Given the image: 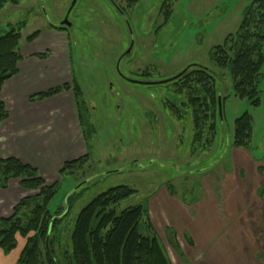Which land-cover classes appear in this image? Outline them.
I'll return each instance as SVG.
<instances>
[{
	"label": "rangeland",
	"instance_id": "obj_1",
	"mask_svg": "<svg viewBox=\"0 0 264 264\" xmlns=\"http://www.w3.org/2000/svg\"><path fill=\"white\" fill-rule=\"evenodd\" d=\"M250 1L135 0L128 6L127 0H76L70 8L72 0H21L2 6L0 34L24 21L21 43L45 26L64 28L70 76L91 107L89 119L96 131L90 145L84 143L89 159L75 176L60 178L57 174L59 187L49 204L51 211L59 204L63 214L59 244L57 240L54 243L59 256L70 251L69 235L80 208L108 188L126 185L134 190L120 201L119 209L136 204L148 207L156 190L184 201L199 198L203 179L207 180L203 171L217 170L228 161L233 120L244 111L252 117L249 149L258 154L257 146L264 142V78L259 85L260 104L250 106L232 92L228 70L209 58L212 47L237 29L241 11ZM117 5L124 9V15ZM160 6L167 7L166 17L159 12ZM65 18L69 25L62 23ZM116 64L127 78L154 83L123 80L115 73ZM189 64L206 66L220 75L216 87L222 95L229 93L223 101L222 122L213 141L206 144L205 135L192 142L189 108L179 104V96L169 85L175 78L158 83L182 73ZM261 74L264 76V66ZM167 100L177 105L180 120ZM152 226L172 259L170 264H191L180 247L182 258L174 251L171 243L178 242L173 229L159 228L157 232ZM17 241L13 251L2 254L0 250V264L17 256L23 239L17 237Z\"/></svg>",
	"mask_w": 264,
	"mask_h": 264
},
{
	"label": "trees",
	"instance_id": "obj_2",
	"mask_svg": "<svg viewBox=\"0 0 264 264\" xmlns=\"http://www.w3.org/2000/svg\"><path fill=\"white\" fill-rule=\"evenodd\" d=\"M20 1L0 0V9L7 2L18 4ZM127 2L129 6L135 0ZM117 8L124 13L123 8L118 5ZM166 8H159L165 17L169 13ZM25 26L24 21L10 25L0 34V89L3 82L18 71L20 33ZM38 33L39 30H36L26 39L32 40ZM263 49L264 0H252L242 9L237 29L227 33L222 43L212 47L209 52L210 60L217 67L228 70L234 95L247 100L253 107L260 104ZM189 65L177 78L169 81V85L173 93L179 96V104L189 108L192 142L200 141L205 135L203 143L206 144L213 141L222 122L217 107L218 95L223 113V101L229 93L222 95L217 89L216 82L220 80V75L200 64ZM63 90L72 91L82 139L89 146L96 129L89 119L90 108L82 97L83 91L73 77L69 83L38 92L30 99H43ZM167 106H170L177 120L182 118L177 105L170 102ZM7 114L4 101L0 100V123ZM251 129L252 117L248 111L235 117L231 145L250 151ZM88 153L63 162L57 171L59 177L75 176L76 170L89 159ZM12 181H16L26 192L14 203L8 216H0L2 253L16 249L17 237L23 239L13 264H170L166 250L150 222L147 205L136 204L119 209L120 201L134 192L128 186L108 188L80 208L69 235L70 251H64L59 256L54 243L57 240L59 244L58 226L63 214L59 212V204L53 211L49 208L59 187V178L47 184L35 167L15 157L0 156V189L7 188ZM70 197L66 198L67 202ZM171 245L178 257L182 258L179 245Z\"/></svg>",
	"mask_w": 264,
	"mask_h": 264
},
{
	"label": "crops",
	"instance_id": "obj_3",
	"mask_svg": "<svg viewBox=\"0 0 264 264\" xmlns=\"http://www.w3.org/2000/svg\"><path fill=\"white\" fill-rule=\"evenodd\" d=\"M68 45L64 30L39 29L34 39L19 43L18 71L0 89L8 111L0 124V156L35 167L47 184L58 179L63 162L87 150L71 90L30 99L71 81ZM257 149L256 155L242 147L227 148L228 161L221 168L203 171L207 180L195 200L165 190L149 197L155 229H173L191 264H264V142ZM25 193L16 181L0 189V216H8ZM16 257L2 264H13Z\"/></svg>",
	"mask_w": 264,
	"mask_h": 264
},
{
	"label": "water",
	"instance_id": "obj_4",
	"mask_svg": "<svg viewBox=\"0 0 264 264\" xmlns=\"http://www.w3.org/2000/svg\"><path fill=\"white\" fill-rule=\"evenodd\" d=\"M75 1H76V0H72L70 8L74 5ZM70 8H69V9H70ZM68 11H69V10H68ZM62 23H65L66 25H69V23L67 22V19H66V18L63 20ZM129 50H130V48H129ZM129 50H128L127 52H129ZM127 52H126V53H127ZM180 73H181V72H180ZM180 73L174 75V76L171 77V78H167V79L161 80V81H159L158 83H165V82H167V81H169V80H171V79H173V78L178 77ZM145 83H154V82H145ZM217 107H218V113H219V116L222 118L221 97H220V95H218V99H217Z\"/></svg>",
	"mask_w": 264,
	"mask_h": 264
},
{
	"label": "flooded vegetation",
	"instance_id": "obj_5",
	"mask_svg": "<svg viewBox=\"0 0 264 264\" xmlns=\"http://www.w3.org/2000/svg\"><path fill=\"white\" fill-rule=\"evenodd\" d=\"M122 15H124V13L122 12ZM125 55H123L121 58H120V60L124 57ZM119 60V61H120ZM119 63V62H118ZM115 73L118 75V76H120L123 80H126V81H129V82H142V83H145L146 81H140V80H138V79H129V78H127L126 77V75H124L123 73H122V71H120V68L118 67L117 68V64H116V67H115ZM142 75H143V73H141ZM146 84H150V83H146ZM87 104H88V106H89V108L91 109V107H90V105H89V103L87 102Z\"/></svg>",
	"mask_w": 264,
	"mask_h": 264
}]
</instances>
